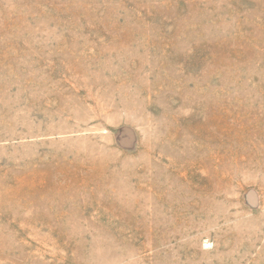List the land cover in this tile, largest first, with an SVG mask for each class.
I'll return each instance as SVG.
<instances>
[{
  "label": "rangeland",
  "instance_id": "1",
  "mask_svg": "<svg viewBox=\"0 0 264 264\" xmlns=\"http://www.w3.org/2000/svg\"><path fill=\"white\" fill-rule=\"evenodd\" d=\"M0 264H264V0H0Z\"/></svg>",
  "mask_w": 264,
  "mask_h": 264
}]
</instances>
